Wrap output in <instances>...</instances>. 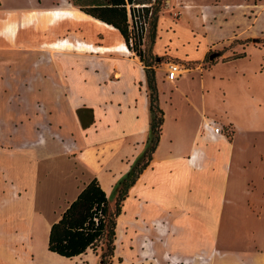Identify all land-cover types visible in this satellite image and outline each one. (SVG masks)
<instances>
[{
	"label": "crops",
	"instance_id": "crops-1",
	"mask_svg": "<svg viewBox=\"0 0 264 264\" xmlns=\"http://www.w3.org/2000/svg\"><path fill=\"white\" fill-rule=\"evenodd\" d=\"M56 9L66 13L64 18H55ZM95 21L67 0H0V264L100 263L95 253L82 260L90 251L68 260L50 252V229L94 178L111 194L145 147L150 102L143 63L129 50L123 52L124 39L111 26L114 30L96 24L95 35L82 30ZM62 39L111 50L90 52L88 58L60 51L52 60L50 45ZM41 57L48 58L46 66H40ZM83 108L93 110L94 122L87 128L78 115ZM166 124L165 119L150 166L126 200L149 204L147 214H127L134 236L129 238V264H158L168 255L195 260V214H206L198 205L207 204L212 218L219 214L220 204L232 197L225 189L231 185L224 181L225 168H242L236 147L225 137L213 140L194 130L183 151L172 141L166 147ZM174 127L181 133L179 124ZM69 153L90 177L83 181L75 174L81 186L61 214L50 219L34 189L42 168L49 169L58 157L70 158ZM157 232L153 241L150 235ZM117 245L118 240L112 264L121 260ZM120 264H126L125 258Z\"/></svg>",
	"mask_w": 264,
	"mask_h": 264
},
{
	"label": "rangeland",
	"instance_id": "rangeland-1",
	"mask_svg": "<svg viewBox=\"0 0 264 264\" xmlns=\"http://www.w3.org/2000/svg\"><path fill=\"white\" fill-rule=\"evenodd\" d=\"M67 1L74 6L72 0ZM55 11V18H64L65 12ZM95 22L86 23L82 30L97 34L96 24L100 23ZM158 26V48L153 47L152 55L157 56L154 66L167 122L165 146L172 141L183 151L194 130L195 135H204L203 120L215 121L223 127L222 138L236 147L235 159L240 157L242 162L237 170L232 171L230 165L225 168L224 181L231 182L225 189L232 197L220 204L219 214L212 218L207 204L198 205L206 214H195V260L191 258L188 264H264V0H166ZM67 41L50 45L52 60L60 51L88 58L90 52L111 50L84 40L78 44L86 43L88 49L76 50L64 46ZM121 49L128 52L125 45ZM211 55L215 57L211 59ZM240 55L245 57L237 59ZM47 61L41 57L40 66H46ZM169 62H179L184 68L174 81L166 80ZM176 123L181 133L175 130ZM68 156L56 158L49 169L43 167L34 189L39 207L50 219L61 214L76 194L79 180L74 179L75 174L83 181L90 177L75 165L71 153ZM148 208L149 204L144 207L138 198L124 203L125 216L117 226V254L126 264L129 238H134L129 234L127 214H147ZM213 219L215 227L211 226ZM151 234L155 241L158 232ZM198 256L205 261L200 262ZM94 257L90 251L82 260ZM165 260L158 264L185 261L170 255Z\"/></svg>",
	"mask_w": 264,
	"mask_h": 264
},
{
	"label": "trees",
	"instance_id": "trees-1",
	"mask_svg": "<svg viewBox=\"0 0 264 264\" xmlns=\"http://www.w3.org/2000/svg\"><path fill=\"white\" fill-rule=\"evenodd\" d=\"M165 2L166 0H72L81 12L114 28L123 37L128 50L143 63L150 102V127L143 151L134 160L129 171L114 184L110 195L100 181L94 178L52 224L47 248L66 259L92 251L99 256L100 264L113 263L118 219L123 214L129 190L150 166L160 143L165 112L160 103L154 66L157 56L152 55V49L156 43L159 19ZM244 57L240 55L237 59ZM78 115L83 127L93 124L92 109H79ZM111 197L114 201L112 203Z\"/></svg>",
	"mask_w": 264,
	"mask_h": 264
},
{
	"label": "built area",
	"instance_id": "built-area-1",
	"mask_svg": "<svg viewBox=\"0 0 264 264\" xmlns=\"http://www.w3.org/2000/svg\"><path fill=\"white\" fill-rule=\"evenodd\" d=\"M167 74L166 79L167 80H176L178 77L183 73V66L180 63L177 62H169L167 64ZM203 129L204 132L213 140H216L217 137H222L223 135V127L219 126L217 122L215 121H205L203 120ZM198 260L200 262H203L204 257L198 256ZM205 261V260H204ZM172 264V261L169 262ZM188 260L182 262V264H188ZM176 264H180L179 261H177Z\"/></svg>",
	"mask_w": 264,
	"mask_h": 264
},
{
	"label": "bare ground",
	"instance_id": "bare-ground-1",
	"mask_svg": "<svg viewBox=\"0 0 264 264\" xmlns=\"http://www.w3.org/2000/svg\"><path fill=\"white\" fill-rule=\"evenodd\" d=\"M98 23H100L101 25L103 24L104 26H106L104 23H101V22H98ZM107 27H109V28H111L110 26H107ZM114 30V29H113ZM86 44V43H85ZM85 44H75V45H69V42L67 41L65 44H64V46H72L74 49H76V50H81V49H88V46H87V44L85 45ZM40 142H42V143H45L46 141H45V139H41L40 140ZM143 247H146L147 248V244H143Z\"/></svg>",
	"mask_w": 264,
	"mask_h": 264
},
{
	"label": "water",
	"instance_id": "water-1",
	"mask_svg": "<svg viewBox=\"0 0 264 264\" xmlns=\"http://www.w3.org/2000/svg\"><path fill=\"white\" fill-rule=\"evenodd\" d=\"M215 57V55H211L210 58L213 59Z\"/></svg>",
	"mask_w": 264,
	"mask_h": 264
}]
</instances>
